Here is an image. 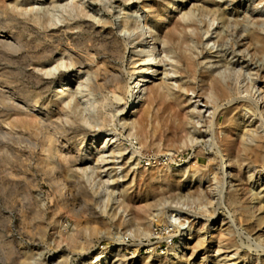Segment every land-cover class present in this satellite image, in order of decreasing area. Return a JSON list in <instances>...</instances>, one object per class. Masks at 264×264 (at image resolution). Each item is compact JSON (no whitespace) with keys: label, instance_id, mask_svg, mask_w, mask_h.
<instances>
[{"label":"bare ground","instance_id":"6f19581e","mask_svg":"<svg viewBox=\"0 0 264 264\" xmlns=\"http://www.w3.org/2000/svg\"><path fill=\"white\" fill-rule=\"evenodd\" d=\"M38 1L0 0V264H71L74 255L87 256L83 264H264V246L261 254L242 253L232 215L231 220L222 215L219 225L213 211L202 222L179 216L175 223L170 213L184 210L166 206L196 196L235 213L239 226L246 223L249 240L264 233V183L259 184L264 173V13L254 12L264 0H255L241 19L238 9L226 5L239 0H136L147 11L142 26H135L124 7L117 31L112 20L100 18L80 0H46V10L34 6ZM56 11L67 17L55 16ZM215 22V35L204 39ZM129 53L134 55L125 61ZM161 54L168 70L160 65ZM73 71H83L86 78L71 79ZM110 96L118 107L109 114ZM158 98L169 104L153 123ZM150 145L156 157L173 150L171 160L178 151L193 150L194 165L208 146L215 171L209 178L200 166L186 163L175 172L168 167L170 175L156 176L154 166L140 167ZM115 164L124 171L123 183L105 190V206L92 211L88 203L96 202L102 186L88 181L104 171L108 181H115ZM144 179L173 185L159 198L151 195L153 201L146 198L134 206L133 188ZM212 179L220 184L216 194ZM41 182L50 188L45 203L35 195ZM115 192L120 196L116 206L110 203ZM78 200L100 226L77 218L74 230L66 233L62 211L76 215ZM155 221L173 227L170 237L179 233L166 259L156 258L154 244L139 258L141 243L132 245V256L125 259L124 231L150 240ZM101 226L113 244L94 249ZM49 239L54 253L60 245L64 252L47 256L29 247Z\"/></svg>","mask_w":264,"mask_h":264},{"label":"rangeland","instance_id":"374dc122","mask_svg":"<svg viewBox=\"0 0 264 264\" xmlns=\"http://www.w3.org/2000/svg\"><path fill=\"white\" fill-rule=\"evenodd\" d=\"M30 1H36V0H30ZM63 1V2H62ZM61 1V4H67L68 3V0H62ZM81 2H84L85 3V5H87V7L90 9V11H92L93 13H95L97 16H99L100 18H103V19H110V20H112L113 21V23H114V27H115V31H117L118 30V26H119V21H120V19L122 18V16H123V10H122V8H126V10L124 11V12H126V15H128V16H130V19L135 23V26H138V27H141L142 26V21H143V19L145 18V16H146V14H147V11L146 10H143V9H140L141 7H139L138 6V4H137V2H136V0H129V1H125V0H101V2H99V3H97L96 5L94 4V5H89V3H87V2H85V0H80ZM107 3V4H106ZM46 4V5H45ZM256 2H255V0H244V1H236V2H230V1H227L226 2V5L229 7V8H236V9H238V14H237V18L238 19H241L242 18V16H243V14L244 13H251V11L253 10V7L254 6H256ZM41 5V6H40ZM100 5H101V7H100ZM120 5V6H119ZM236 5V6H235ZM34 6H39V7H41L42 9H44V10H46V8L48 7V3H47V1L46 0H39L38 2H36V3H34ZM108 6V7H107ZM240 6V7H239ZM244 10V11H243ZM243 11V12H242ZM254 12H259V15H262L263 13H264V3H262V4H258V8L257 9H255L254 10ZM55 16H59L60 18H61V16L63 15L64 17H67V13H65V12H63L62 13V15L60 14V11H56V12H54L53 13ZM228 14L230 15H234V11H229L228 12ZM71 19V22L70 23H73L74 22V20H72L73 19V16L70 18ZM65 24V23H64ZM64 24H62V23H60V22H58V26H62V25H64ZM76 26V24H74L73 23V25H72V27L73 26ZM216 25H217V23L215 22L214 23V25L213 26H210L209 27V29H210V32H209V34L208 35H205V34H203V38L204 39H206V37H208V36H210V35H212V36H214L215 34V28H216ZM74 26V27H75ZM77 29H73V30H71L70 31V34L72 35H76V33H77ZM144 33L147 35L148 34V31L147 30H144ZM66 40V39H65ZM151 46V45H150ZM211 46V44L208 46V48ZM216 45H214L213 46V49H216ZM219 48V47H218ZM134 55V53H129V54H127L126 55V57H125V61L128 59V58H130V57H132ZM159 57H162V62H160V65H162V67H164L165 69H169L170 68V66H168V65H166V61H165V59L163 58V54H161V55H159ZM58 58V57H57ZM64 61H66V60H64ZM255 66L253 65V66H251V68L253 69ZM126 70H128V67L126 66ZM62 69L63 70H65V67L64 66H62ZM76 71H73V72H71L70 73V75H71V79H74L75 77L76 78H79V77H81L82 76V79L84 80L85 78H86V76L83 74V71L80 73V74H78L77 72L75 73ZM254 72V71H253ZM57 75V74H56ZM55 75V76H56ZM55 76H54V78H55ZM169 77H174V75H172L171 73L169 74ZM130 80V77L128 76V75H126L125 76V81L127 82V81H129ZM263 84H262V82L261 81H259L258 83H257V86H262ZM56 87H57V83L56 84H53V87L49 90V92L47 93V97H46V99H47V101H50V96L56 91ZM73 89V88H72ZM110 99H111V101L112 102H114V106H109L108 107V110H109V112L107 111V113H115V109H117L116 107H118V105L115 103V101H114V99H113V97L112 96H110ZM158 100H160V102L158 101ZM195 100V99H194ZM128 101V100H127ZM157 101V102H156ZM161 101H163V102H161ZM164 99H156L154 102L155 103H153V105H152V109H154V111L152 110V112L151 113H153L152 114V121H153V123H156L157 121H160V119H161V117H162V115H163V113H161V112H163V110H165L164 109V107L166 108L167 107V105L169 104H166L167 103V101H165ZM157 103V104H156ZM164 103V104H163ZM162 104V105H161ZM166 104V105H165ZM116 105V106H115ZM163 106V107H162ZM123 107V106H122ZM130 107V106H129ZM161 107V108H160ZM53 108H55L54 107V105H53ZM111 110H110V109ZM159 111H158V110ZM163 109V110H162ZM112 110H113V112H112ZM162 110V111H161ZM161 111V112H160ZM157 112V113H156ZM161 114H160V113ZM154 114H155V116H154ZM156 115H157V117L160 115V117H156ZM157 120H156V119ZM252 119V118H251ZM220 121L222 122L223 121V115L220 117ZM199 126H201V125H198V127ZM110 128V127H109ZM204 129V128H203ZM118 133H119V135H118ZM116 135L119 137V136H121V134H120V131L118 132V131H116ZM158 135V134H157ZM103 136V135H102ZM208 136V135H207ZM206 136V137H207ZM209 137V136H208ZM108 138H110V137H106L105 139H108ZM207 139V138H206ZM210 138H208L207 139V141L206 142H209L210 143ZM91 142V138H89L88 139V144ZM133 144L136 146V147H138L137 145L138 144H135V141L133 140ZM208 143V144H209ZM127 147H128V150H131V148H132V146L130 145V144H128L127 143ZM208 147V146H207ZM206 147V149H203V150H201V152L199 153V155H197L196 157H197V162H198V165H194V153H193V150H187V151H178V153L176 152V153H174V156H173V158H172V160L170 159V157L172 156L171 154H173V150H171V151H167L168 152V154L166 155V157L163 159V157H164V153L163 154H159V156L158 157H161L162 158V160H160L159 162H161L160 163V165L159 164H155V165H151V166H145L146 165V163L143 161L142 162V159L144 158V157H153L154 156V154H155V152H156V149L154 148V147H152L151 145L149 146V147H145L144 149L145 150H143V152H144V155H143V158L141 159V163H140V167L141 166H143L144 165V167H146V168H151L152 166H154V169H153V171L151 172V173H153V174H155L156 176L157 175H163L164 173L165 174H167V175H170L169 173L170 172H168L167 171V168L169 167V169H171V170H173L174 172L176 171L175 170V168H177L179 165H182V164H186V163H190V165H193L192 167L195 169V168H197V166L199 167V168H201V171H203V173L206 175V176H208L209 178H211V176L212 175H210V173L212 172V171H215V167H216V163H214V162H216V160H212V158H213V155L211 154V150H209L208 148ZM164 152H166V150L164 149L163 150ZM162 151V152H163ZM203 151V152H202ZM147 152V153H146ZM166 152V153H167ZM175 152V151H174ZM170 154V155H169ZM201 154V155H200ZM167 159V160H166ZM211 159V160H210ZM163 160H165V161H163ZM213 161V162H212ZM116 165V166H115ZM114 165V167H115V170H114V172H112V174L114 175L113 176V178L115 179V181H108L110 178H109V175H107V172H105L104 170H105V167H104V169H102V171H104V172H101L100 174H99V176L98 177H94L93 176V178L91 179V180H89L88 181V184H93V183H95V184H98L100 187H101V194L100 195H98L97 196V200H96V202L94 203H88V204H90L89 206H90V208H92V211L93 210H95V212H100V209H102V207H104L105 206V204H106V197H105V193H106V191L107 190H109L110 188H112L113 186V184H115L116 182L117 183H120V184H122L123 182V178L121 177L123 174H124V171H123V169L122 168H120L119 166V164H115ZM117 165H119V166H117ZM113 166V165H112ZM110 167V166H109ZM108 167V168H109ZM203 167V168H202ZM212 169V170H211ZM208 170V171H207ZM258 170V169H257ZM205 171V172H204ZM116 172V173H115ZM150 173V172H149ZM148 172H146L145 173V175H147V174H149ZM111 174V175H112ZM210 175V176H209ZM99 178V179H98ZM213 178V177H212ZM93 179H94V181H93ZM98 179V180H97ZM106 179V180H105ZM101 180V181H100ZM117 180V181H116ZM103 181V182H102ZM147 183H146V182ZM143 182V183H142ZM149 181H147V180H143V181H140L138 184H136L137 186H135L133 189L135 190V193H136V195L138 196L137 198H135L134 199V201L132 200V203H133V205L134 206H138L139 204H140V202H142V201H145V199L147 198V200L149 199V201H153L154 199H157V198H159L161 195H162V191L164 190H168V187H170V186H172V185H169L167 188H166V185H164L163 187H165L164 189H163V187L162 186H160L161 184H160V182H158L157 180H154V181H152V182H149ZM212 183H214V184H216V185H214L213 184V191H212V193H215L216 194V192L218 191V190H220V184L219 183H216L217 181L216 180H214V179H212V181H211ZM42 184H41V188L39 189V190H37L36 191V193H35V195L37 196V199L38 200H40L41 202L43 201L44 203L45 202H47V200L49 199L48 197H49V195H50V188H49V186L46 184V183H44V182H41ZM116 183V184H117ZM206 183V181L204 180L201 184H204L205 186L207 185V183ZM264 183V173H263V176H262V179H261V181L259 182V184H263ZM119 184V185H120ZM142 184H143V186H142ZM153 184V185H152ZM194 184V182H191L190 183V186H192ZM105 185V186H104ZM139 185V186H138ZM175 185V184H174ZM205 186H203V187H205ZM216 186V187H215ZM138 187V188H137ZM107 188V189H106ZM137 188V189H136ZM106 190V191H105ZM115 191H116V189H114ZM162 190V191H161ZM217 190V191H216ZM140 191V192H139ZM160 191H161V193H160ZM183 192L182 193H184V192H186L185 191V189L184 190H182ZM139 192V193H138ZM147 193V194H146ZM149 193V194H148ZM153 193V194H152ZM159 193H160V195H159ZM169 193H171V192H169ZM175 193V192H174ZM218 193V192H217ZM144 194V195H143ZM139 195H140V197H139ZM142 195V196H141ZM146 195V197H144ZM151 195H153V196H155V198L153 197V196H151ZM117 196H119V194L117 193V192H115V195H114V198H116L115 200H111V204H115V206H116V202H117ZM151 196V197H150ZM120 197V196H119ZM149 197V198H148ZM157 197V198H156ZM196 196H194V198H195ZM154 198V199H153ZM191 199H189L187 202H185V204H184V202H180V203H166V206H168V205H173L174 204V206L176 205H178L179 207H181L184 211H183V213L182 214H178V213H170L172 216L169 218L171 221H175V223L176 222H178L179 220H177L178 219V217L179 216H182V218L181 219H183V217H187L188 216V218H189V220H194V222H196V221H201L202 222V220L203 219H206V217L205 216H207V217H210V211H213L215 214H216V217H214V220L215 219H219V221H218V223H216L217 225H219V223H220V220L222 219V215L224 216V217H226V218H230V219H228V220H231V215H232V219L234 220V223L236 224V225H234L233 226V230H234V235L237 237V236H239V237H237L236 238V240L238 241V243L241 245V249H242V253H244V252H248V253H252L253 252V254L254 255H257V254H261L262 252H260L261 250H262V248H263V246H264V244L262 243V240H263V237H264V233H262L261 234V238H256V236H254L253 238V240L252 239H250L249 240V234H247V231L245 230V226H246V223L245 222H243L242 220H240V221H242L241 222V225L239 226V223L237 222V221H239V219H238V216H236L235 215V213L234 214H232L233 212H231V210L229 209H227L226 207H222V205H218L217 203H215L213 200V198L212 197H209L208 199L209 200H212L213 201V204L212 205H206L205 203V201H204V199H202L201 200V202L199 201H197V200H195L193 197H190ZM211 198V199H210ZM79 202H82V203H80V204H82V205H80L79 204ZM194 202V203H193ZM199 204H198V203ZM205 202V203H204ZM76 203H77V205L75 204V209H77V212H76V210H74L75 212V214L77 215L78 214V217H76V215H73L72 216V214L71 213H69V212H67V213H69L70 215H68L67 213L66 214H64L63 212L64 211H62V227L64 228V231L66 232V233H71L73 230H74V225H75V223H76V221H78L79 219H81V220H79V221H82L83 219H85V220H87V222L88 223H93L94 221H95V223H93L94 225H97V226H100V224H98V222H96V221H98V220H95V218H94V221L92 220L93 219V216L92 215H90L91 214V212L89 211H85V212H83V210H86L85 209V206L83 205V203H84V201H80V200H78V201H76ZM202 203H203V205H202ZM78 204H79V206H78ZM181 204V205H180ZM215 204V205H214ZM185 205V206H184ZM80 206L82 207V208H80ZM184 206V207H183ZM205 206H206V208H205ZM79 207V208H78ZM202 208H205L204 209V212H201V211H203V209ZM215 208V209H214ZM79 209V210H78ZM211 209V210H210ZM80 210H81V214L79 215V213L78 212H80ZM200 210V211H199ZM206 210H208V211H206ZM196 211V212H195ZM208 212V213H207ZM83 213H85V214H83ZM203 213V214H202ZM207 213V214H206ZM64 214V215H63ZM88 214V215H87ZM169 214V215H170ZM175 214V216H174V218H173V215ZM82 215H83V217H82ZM82 218H81V217ZM177 216V217H176ZM229 216V217H228ZM87 217V218H86ZM89 217H91V218H89ZM77 218H79L78 220H77ZM236 220V221H235ZM78 221V222H79ZM91 221V222H90ZM83 222V221H82ZM244 223V224H243ZM186 225V224H185ZM238 225V226H237ZM244 226V227H243ZM169 227V229H171V228H173L171 225L170 226H168ZM103 228L102 226L101 227H98V232H97V235L95 236V238H94V242H93V245L95 246L94 247V249H101L102 247H104V248H106V247H110L112 244H113V239H111V238H108V237H106L105 236V234H104V228L101 230V229ZM209 229H208V232L209 231H211V227H208ZM240 228V229H239ZM154 229H156L157 230V233L158 234H156V233H154V235H152V237H151V239L150 240H148V239H141V240H139V239H137V238H134L129 232L127 233V231H124V230H122V232L124 231V232H126L125 234H126V237H125V242L127 243V246H129L128 247V249H125L123 252H124V257H125V259H129L131 256H132V252H133V249H134V247L132 246V245H135V244H139V243H141V245H140V252L138 253L139 254V258H143V257H146L147 255H148V251H149V249H148V247L151 245V244H154V245H156V258L157 259H160V260H162L163 258L164 259H166V257H167V255H168V253H169V250H170V243H169V241L167 240L164 244H161V248H159V243H161L162 241H163V239H162V233H164L165 231H167L166 230V228H165V225L162 223V222H160V223H158V222H154L153 223V226H152V231L154 230ZM100 231V232H99ZM53 231H50V233H52ZM245 232V233H244ZM16 234V233H15ZM16 236L18 237L19 235L18 234H16ZM263 236V237H262ZM175 237H176V239H175V242L174 243H176V242H178L179 241V233L178 232H176V235H175ZM256 238V239H255ZM142 241V242H141ZM52 244V245H51ZM165 245V246H164ZM259 245H261L262 247H259ZM48 246H50V247H48ZM62 246H63V249H62ZM60 245L59 246V248H58V250L54 253L53 251L54 250H52L53 248V241H51L50 239L46 242V243H40V244H38L37 246L36 245H30L29 244V247H31V249L33 250V253L36 251V250H43L44 251V253L46 252V254H47V256H49V255H51V254H56V256H58V255H60V254H62L63 252H64V250H65V247H64V245ZM252 246V247H251ZM245 247V248H244ZM34 248V249H33ZM55 249V248H54ZM259 249H261V250H259ZM254 250V251H253ZM60 252V253H59ZM258 252V253H257ZM260 252V253H259ZM59 253V254H58ZM202 253H203V251H202ZM211 254V253H210ZM131 255V256H130ZM130 256V257H129ZM52 257V256H51ZM36 258H38V257H36ZM41 258H43V256H41ZM80 259V260H79ZM200 259H198V261H199ZM73 261V262H72ZM85 261H87V256H83V255H74V257H73V259L71 260V264H83V262H85ZM197 261V262H198ZM82 262V263H81ZM240 264H244V261H242Z\"/></svg>","mask_w":264,"mask_h":264},{"label":"built area","instance_id":"2783aa9c","mask_svg":"<svg viewBox=\"0 0 264 264\" xmlns=\"http://www.w3.org/2000/svg\"><path fill=\"white\" fill-rule=\"evenodd\" d=\"M165 157H166V155H164L163 159H164ZM160 160H162L161 157H156V156L154 155L153 157H144V158L142 159V162L144 161V162L146 163L145 166H151V165H155V164H159V165H160V163H161V162H159ZM166 160H167V159H166ZM163 161H165V160H163ZM149 164H151V165H149ZM161 164H162V163H161ZM169 226H170V225H169ZM165 228H166L167 231H165L164 233L161 234V235H162V239H163V241H162L161 243H159V245H158L159 248H161V247H160L161 244H164L167 240L169 241V243H170V245H171L172 243L175 242V239H176L175 236L170 237V235L172 234V232H171L172 228L169 229V227L167 228L166 226H165ZM168 231H170V232H168ZM154 233L158 234L156 229L153 230V235H154ZM165 244H166V243H165ZM164 246H165V245H164Z\"/></svg>","mask_w":264,"mask_h":264}]
</instances>
